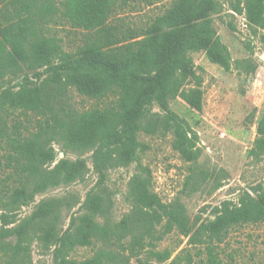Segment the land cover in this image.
<instances>
[{"label":"trees","instance_id":"1","mask_svg":"<svg viewBox=\"0 0 264 264\" xmlns=\"http://www.w3.org/2000/svg\"><path fill=\"white\" fill-rule=\"evenodd\" d=\"M92 1L0 0V150H4L0 258L7 257L8 264H29L33 239L50 248L52 264L99 263L97 258L77 261L69 255L76 246L106 235L108 229L94 219L104 211L99 193L87 196L75 212H82L81 216L73 215L65 231L58 229L60 198L44 200L35 213L20 218L21 209L38 192L82 179L86 173L82 157L57 161L56 140L79 154L93 151L94 167L102 179L113 167L138 159L141 132L173 134L174 147L186 160L198 157L186 121L170 109L168 100L174 94L188 97L182 79L194 75L191 53L208 50L217 36L213 21L217 1L173 0L147 28L115 20L119 10L137 0H99L106 2L108 12L100 17L92 14ZM142 1L153 4L156 0ZM247 13L252 23L262 24L264 0H248ZM57 21L81 30L83 41L67 49L64 39L51 32ZM23 71L31 74L5 88L6 76ZM71 90L101 103L78 111L71 102ZM153 103L164 113H150ZM194 103L201 107L199 92ZM17 110L36 116L33 128L15 117L9 124L6 118ZM259 133L264 135V118ZM129 188L137 212L122 222L124 229L137 232L138 239L146 234L154 237V224L166 220L164 233L177 229L189 237L191 245L206 243L210 264H227L218 258L214 240L224 241L231 228L264 221V194H245L237 204L224 202L215 208L214 219L197 227L186 220L181 207L159 198L149 178L135 175ZM80 218L81 224H76ZM158 255L164 261L170 251Z\"/></svg>","mask_w":264,"mask_h":264},{"label":"rangeland","instance_id":"2","mask_svg":"<svg viewBox=\"0 0 264 264\" xmlns=\"http://www.w3.org/2000/svg\"><path fill=\"white\" fill-rule=\"evenodd\" d=\"M213 21L217 36L208 50L191 53L193 74L183 78L182 90L188 97L174 94L169 97L171 110L186 121L187 130L197 152L195 161L186 160L174 147L173 134L140 133L142 146L138 159L129 165H117L106 178L94 167L93 151L79 154L58 139L53 146L57 161L85 159L87 170L82 179L63 183L43 192L20 211V218L35 213L42 201L60 198L62 205L58 229L67 230L73 215L84 204L87 196L99 193L104 211L94 219L106 235L95 237L91 244L70 250V258L84 261L97 258L98 264H210L206 243L191 245L189 237L177 229L164 233L165 221L154 224L152 234L144 239L137 232L124 229L122 222L137 212V204L130 193V180L135 175L150 179V186L159 198L168 204L181 207L186 220L200 226L216 217L215 208L224 202L237 204L249 194H264V135L259 124L264 118V20L260 25L248 18V0H216ZM173 0H156L153 4L137 0L117 12L116 21L147 28L162 15ZM92 14H106V2L92 1ZM108 15V12L106 16ZM51 32L64 39L67 49H74L83 41L81 30L67 22L52 24ZM33 73V72H32ZM24 74L6 76L5 88H11ZM201 95V107L194 99ZM71 102L78 111L91 110L101 102L71 90ZM150 113L163 114L157 103L148 107ZM19 119L33 128L36 116L17 110L6 118ZM4 150H0V160ZM6 173L1 175L5 176ZM83 211H85L83 209ZM81 224V218L76 224ZM193 232V231H192ZM139 233V231H138ZM152 238V239H151ZM4 241H15L4 238ZM29 264H52L49 247L40 241H30ZM218 258L227 264H264V221L234 227L224 241L212 242ZM169 250L167 260L158 252ZM8 264V258H0Z\"/></svg>","mask_w":264,"mask_h":264}]
</instances>
